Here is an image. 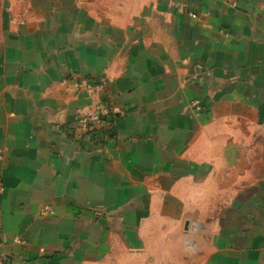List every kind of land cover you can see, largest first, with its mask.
Wrapping results in <instances>:
<instances>
[{
  "label": "crops",
  "instance_id": "crops-1",
  "mask_svg": "<svg viewBox=\"0 0 264 264\" xmlns=\"http://www.w3.org/2000/svg\"><path fill=\"white\" fill-rule=\"evenodd\" d=\"M0 182L8 264H264V0H0Z\"/></svg>",
  "mask_w": 264,
  "mask_h": 264
},
{
  "label": "rangeland",
  "instance_id": "rangeland-1",
  "mask_svg": "<svg viewBox=\"0 0 264 264\" xmlns=\"http://www.w3.org/2000/svg\"><path fill=\"white\" fill-rule=\"evenodd\" d=\"M193 103L195 102L191 103L192 106H194ZM194 219V223L188 219L181 226L173 227L175 230L179 228V235L173 239L170 238L171 240L167 242L169 244L168 250L151 251L149 254H143L136 259L128 256L109 258L105 261V264H187L188 261L189 264H200L202 257L199 254L198 240L202 236L203 227L197 222L196 218ZM188 237L190 240H187ZM207 239L208 236L202 238V246L207 242Z\"/></svg>",
  "mask_w": 264,
  "mask_h": 264
},
{
  "label": "built area",
  "instance_id": "built-area-1",
  "mask_svg": "<svg viewBox=\"0 0 264 264\" xmlns=\"http://www.w3.org/2000/svg\"><path fill=\"white\" fill-rule=\"evenodd\" d=\"M76 90L82 93L91 102L89 112L78 118L77 124L82 128H88L91 125L100 123L110 116L121 115L117 108H113L105 104L101 100V93L103 92V84L96 83L92 80L83 79L75 83ZM196 110H199V103H193ZM3 191V185L0 182V195ZM50 213V210L44 209L42 214ZM0 264H8L5 257L0 255Z\"/></svg>",
  "mask_w": 264,
  "mask_h": 264
}]
</instances>
